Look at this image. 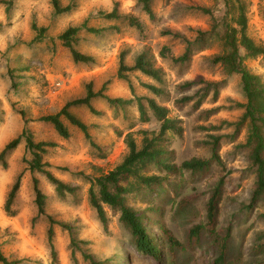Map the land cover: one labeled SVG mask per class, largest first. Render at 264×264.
<instances>
[{"label":"rangeland","instance_id":"374dc122","mask_svg":"<svg viewBox=\"0 0 264 264\" xmlns=\"http://www.w3.org/2000/svg\"><path fill=\"white\" fill-rule=\"evenodd\" d=\"M10 1L12 5L8 9L0 3V152L24 129L25 121L18 113L24 110L26 117L32 120L27 126L33 130L35 139L56 144L45 156L53 174L79 190L74 196L59 198L42 175L25 170L12 207L15 215L8 216L4 210L8 193L16 177L26 168L24 157L30 159L25 147H18L7 159L8 168L0 166L2 252L10 259L29 260L24 264H51L47 219L41 217L32 226V219L37 215L32 186L34 176L47 196L46 213L72 225L77 240L88 241L72 255L69 233L55 227L58 264H90L83 253L98 261L108 260L105 264H161L136 251L130 229L119 221V214L107 206L108 227L104 229L89 204V184L79 176L84 173L96 177L113 170L128 153L125 139L129 133L138 147L142 145V131L158 134L160 123L152 113L147 111L149 120L144 122L135 105L125 112L120 109L114 112L104 101H94L93 107L101 115H94L85 107H75L72 112L89 126L96 144L106 149L105 159L95 157V150L84 134L65 118L62 121L69 129L68 139L61 137L52 125L36 120L59 112L70 99L81 97L89 80L94 82L95 90L108 82L106 94L111 97L132 98L129 83L117 76L119 60L124 54L125 63L131 66L140 53L147 51L156 66L162 68L164 83L159 85L140 72L129 73V79L138 97L155 98L167 107L168 117L178 121V130L168 131L165 135L167 161L177 167L191 159L210 160L211 163L203 171H183L180 175L169 176L164 189L127 196L128 205L141 213L152 236L160 238V225L174 234L181 243V248L174 253L177 264H212L217 256L212 241L204 231L195 237L192 230L206 222L207 203L222 182L216 229L229 228L231 232L225 264H264V250L259 246L260 233L264 232L261 218L264 202L251 203L256 169L247 151L236 148L245 143L247 126L237 133L235 141L230 138L244 113L238 104L246 103L240 77L228 75L222 67L209 62V58L222 53L220 42L195 54L187 69L171 64L160 55L166 46L178 56L184 51L182 39L194 40L197 31L211 30L213 19L190 7L212 8L219 20L225 16L222 0H152L153 18L144 11L141 0H77L76 9L63 15L54 14L51 0ZM243 1L248 18L247 34L264 49V0ZM70 2L61 0V5ZM115 7L121 17L119 20H106L100 15V12L108 13ZM128 16L138 20L142 28L131 27L125 19ZM233 16L236 17V13ZM84 22L89 27L107 29L99 35L81 30L78 35L76 48L93 56L96 59L94 65L75 64L70 51L59 40V35L67 28L81 26ZM33 23L47 28L39 41L34 40L37 34L32 29ZM168 32L181 37L174 39ZM245 65L264 80V56L246 59ZM199 80L221 83L217 98L214 99L213 88L196 111L192 109L193 102L182 108L176 106V99L195 93L201 86L182 94L176 87L185 81ZM145 83L158 84L169 99L155 97L144 88ZM210 109L216 111L209 114ZM211 136L222 137L219 156L214 159L211 146L207 145ZM147 172L149 175H167L155 165ZM159 245L163 253L162 264H171L168 246L161 241Z\"/></svg>","mask_w":264,"mask_h":264},{"label":"trees","instance_id":"16d2710c","mask_svg":"<svg viewBox=\"0 0 264 264\" xmlns=\"http://www.w3.org/2000/svg\"><path fill=\"white\" fill-rule=\"evenodd\" d=\"M144 11L153 18V11L151 9L152 0H141ZM224 6V15L221 19H216L214 10L212 8L194 6L191 10L205 14L213 19L214 24L210 31H197L194 40L182 39L184 44V51L175 56L172 54L170 48L163 47L160 55L163 59H167L171 64L179 66L180 68H189L195 54L202 52L212 46V43L220 42L222 46V53L209 58V62L213 66L219 65L228 75H238L242 85V91L246 98L245 104H238L244 109V113L240 121L236 124V132L231 135L232 141H235L237 133L247 126L246 141L243 144L236 145L237 149L246 150L252 165L256 169V181L252 194L251 203L255 204L259 201L264 202V80L260 75L252 73L245 65L246 59H254L264 56V49L258 46L253 39L247 34L248 18L246 13V3L243 0H222ZM0 3L7 6V9L12 5L10 0H0ZM51 5L55 15H63L71 13L77 7V0H71L66 5H61V0H51ZM236 13V17L233 16ZM264 14V11H263ZM100 15L106 20H119L121 17L115 7L111 12H100ZM231 17V19H229ZM131 27L141 29L142 25L135 18L125 17ZM32 29L37 36L35 41H39L47 32L46 27H38L36 23L32 24ZM81 30L94 35H99L106 31L105 28L89 27L87 22L81 26H70L62 34L59 35L64 48L68 49L72 55L75 64L94 65L96 59L93 56L81 53L77 48L79 42V33ZM171 35L172 33H167ZM174 39L181 36L177 33L172 34ZM124 54H121L119 60V67L117 76L120 80L129 83L132 98L111 97L106 94L108 82H105L99 90L94 89V82L91 80L85 84V95L79 98L69 100L60 110L55 114L44 115L36 119L40 122L51 124L56 132L68 139L70 132L67 126L62 121V118L78 128L85 139L89 142L92 149L95 150V157L98 159L107 158L106 149L100 147L93 140L89 133V126L82 122L72 110L76 107H86L94 115H101V112L93 107V100L99 99L104 101L107 106L116 112L118 109L126 111L132 105L137 106L141 119L148 121L147 111L149 110L154 118L160 123V131L158 134L151 135L148 131H142L143 139L141 147H138L132 133L126 136L125 142L128 147V153L124 156L121 163H119L113 170L106 174H101L96 177H90L84 173H79V176L89 184L88 199L90 206L96 211L99 221L102 223L105 230L108 227V217L105 212V206L109 207L113 212L119 214V221L130 229L136 251L144 256L155 259L162 264L163 253L160 248V241L165 246H168L171 255V264L175 262L174 253L177 248H181V243L174 236V234L164 225L159 226L160 238L152 236L148 227L145 225V219L141 213L127 203V196L135 193L142 194L143 191H155L156 189H164L169 182V176L180 175L183 171L199 172L205 170L210 160L191 159L184 161L180 166L172 165L167 161L169 153L166 149L165 135L168 131H177L176 119L168 117L169 110L156 101L155 98L138 97L135 89L129 79V73L140 72L142 75L150 78L154 82L162 85L163 70L156 66L154 59L147 51H143L137 56L133 65H127L124 60ZM145 83L144 88L147 89L155 97L161 99H169L167 93L159 85ZM203 84V86L201 85ZM221 83L199 81H185L179 84L176 89L179 93L190 91L196 86L199 87L195 93L191 95H182L176 99L174 103L176 106L182 108L188 103H192V109L198 110L201 103L214 89V99L217 98ZM216 109L208 110L209 114H213ZM25 121V127L22 132L8 142L0 152V166L4 169L8 168L7 159L20 145H24L25 151L30 154V159L24 157L23 162L26 168L16 177L5 202L4 210L8 216H14L15 211L12 207L17 198L21 188V181L25 170H29L32 174L38 173L42 175L53 187L59 198H64L67 195H76L79 187L72 186L65 183L56 177L51 171V164L45 159L49 149L56 147V144L48 141H37L33 132L27 126L31 119L27 118L24 110L18 111ZM151 135V136H150ZM221 136H211V140L207 145L211 146L212 159L218 158V149L220 147ZM157 166L164 170L167 175L161 176L158 174H147L148 168ZM67 170L66 168H60ZM222 182L215 188L212 196L207 203L206 222L192 230L195 237H199L200 233L204 231L212 244L216 248L217 256L214 258L212 264H225L228 246L231 240L230 229H216V219L218 213V202L220 200V188ZM33 192L35 195V205L37 208V215L32 219V226L36 221L45 217L49 224L47 230V242L50 250L51 264H58L57 252L54 245L55 227L69 233L70 244L73 249L72 255L75 251L80 250V245H87L88 241L77 240L75 237V228L69 223L58 221L52 215L46 213L47 196L40 188L39 180L32 177ZM251 204V205H252ZM264 221V213L261 215ZM261 240L259 241L260 249L264 250V232L260 233ZM85 260L90 264H105L106 261H98L92 255L83 253ZM0 263L1 264H24L29 263L27 259H10L0 248Z\"/></svg>","mask_w":264,"mask_h":264},{"label":"crops","instance_id":"0c3cea01","mask_svg":"<svg viewBox=\"0 0 264 264\" xmlns=\"http://www.w3.org/2000/svg\"><path fill=\"white\" fill-rule=\"evenodd\" d=\"M145 77H146V76H145ZM147 78H148V77H147ZM148 79H150V78H148ZM150 80H151V79H150ZM89 81H91V80H89ZM89 81H88V82H89ZM151 81H153V80H151ZM150 84H153V83H150ZM101 87H102V86H101ZM84 89H85V88H84ZM98 90H99V89H98ZM84 95H85V90H84V94H83L82 96H84ZM82 96H81V97H82ZM79 97H80V96H79ZM79 97H78V98H79ZM72 99H73V98H72ZM74 99H75V98H74ZM70 100H71V99H70ZM98 100H99V99H95V100H93V102H94V101H98ZM93 102H92V104H93ZM66 103H67V102H66ZM66 103H65V104H66ZM105 104H106V103H105ZM106 106H107V104H106ZM107 107H108V106H107ZM85 108H86V107H85ZM87 109H88V108H87ZM39 122H40V121H39ZM43 123H45V122H43ZM46 124H49V123H46ZM49 125H51V124H49ZM32 131H33V130H32ZM22 145H23V144H22ZM20 146H21V145H20ZM20 146H19V147H20ZM23 146H24V145H23ZM11 217H12V216H11ZM0 264H1V263H0Z\"/></svg>","mask_w":264,"mask_h":264},{"label":"clouds","instance_id":"9594fccd","mask_svg":"<svg viewBox=\"0 0 264 264\" xmlns=\"http://www.w3.org/2000/svg\"><path fill=\"white\" fill-rule=\"evenodd\" d=\"M0 19H2V14H0Z\"/></svg>","mask_w":264,"mask_h":264}]
</instances>
